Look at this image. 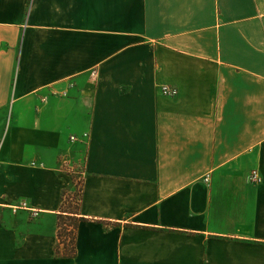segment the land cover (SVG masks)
I'll return each mask as SVG.
<instances>
[{"label":"crops","instance_id":"0c3cea01","mask_svg":"<svg viewBox=\"0 0 264 264\" xmlns=\"http://www.w3.org/2000/svg\"><path fill=\"white\" fill-rule=\"evenodd\" d=\"M0 264H264V0H0Z\"/></svg>","mask_w":264,"mask_h":264},{"label":"trees","instance_id":"16d2710c","mask_svg":"<svg viewBox=\"0 0 264 264\" xmlns=\"http://www.w3.org/2000/svg\"><path fill=\"white\" fill-rule=\"evenodd\" d=\"M67 191H64L63 194V211L68 213L61 214L59 221V243L57 245V254L65 257H74L76 256V229L81 220L85 219L84 217H79V198L75 201V204H68L67 201ZM68 222H71L70 224Z\"/></svg>","mask_w":264,"mask_h":264},{"label":"built area","instance_id":"2783aa9c","mask_svg":"<svg viewBox=\"0 0 264 264\" xmlns=\"http://www.w3.org/2000/svg\"><path fill=\"white\" fill-rule=\"evenodd\" d=\"M96 73H97L96 71L93 72L94 75ZM160 89H161V92H163L165 94L176 95L178 93V90L176 88L170 87L168 85H162V86H160ZM87 137H88V133L85 132V133H83L82 136L72 135L71 140L76 141V140L84 139ZM33 164H35V162H33ZM249 179L251 182L260 183L263 180V176H262V174L258 168H254L249 173ZM205 180L209 181V175H207L205 177Z\"/></svg>","mask_w":264,"mask_h":264},{"label":"rangeland","instance_id":"374dc122","mask_svg":"<svg viewBox=\"0 0 264 264\" xmlns=\"http://www.w3.org/2000/svg\"><path fill=\"white\" fill-rule=\"evenodd\" d=\"M73 182L71 186L67 189V201L68 204H75V201L79 198V194L82 188V175L78 172L73 171L72 173ZM69 224L71 222H68Z\"/></svg>","mask_w":264,"mask_h":264}]
</instances>
